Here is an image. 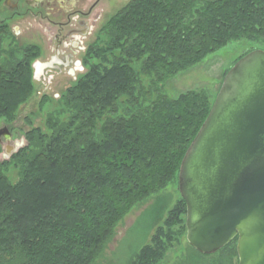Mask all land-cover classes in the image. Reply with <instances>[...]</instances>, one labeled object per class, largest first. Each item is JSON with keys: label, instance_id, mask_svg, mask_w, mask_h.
<instances>
[{"label": "trees", "instance_id": "trees-1", "mask_svg": "<svg viewBox=\"0 0 264 264\" xmlns=\"http://www.w3.org/2000/svg\"><path fill=\"white\" fill-rule=\"evenodd\" d=\"M106 31L65 94L69 119L50 118L51 133L30 130L28 144L0 160V264H92L123 217L178 178L213 105L204 92L172 98L164 83L231 41L264 44V0H131ZM19 51L0 65V118L9 120L33 93L40 55L34 45ZM121 97L128 108L118 115ZM185 222L182 198L129 264H158Z\"/></svg>", "mask_w": 264, "mask_h": 264}, {"label": "rangeland", "instance_id": "rangeland-1", "mask_svg": "<svg viewBox=\"0 0 264 264\" xmlns=\"http://www.w3.org/2000/svg\"><path fill=\"white\" fill-rule=\"evenodd\" d=\"M0 3V16L12 15L7 21L8 31H1L0 65L6 64L14 57L21 56L25 47L34 45L39 47L40 55L32 61L33 93L23 102L14 113L13 119L0 118V128L7 126L12 133L10 145L21 143L16 150L28 144L27 133L40 128L45 133H51L48 126L50 118L67 121L72 112L67 106L65 94L73 86L76 79L88 71L78 70L69 73L72 65H64L61 71L51 66L56 40L54 33L58 27L53 19L65 20V15H33L27 13L25 17L13 15V11L6 4ZM15 1V0H12ZM95 0H82V5L89 8ZM131 0H101L94 9L89 21L91 32L85 38V45L104 41L106 26ZM26 8V6H24ZM72 8H75L74 6ZM52 18V19H51ZM52 29V31H51ZM261 40L241 39L231 41L224 47L206 56L198 64L179 72L164 83V91L172 98L189 91L204 92L211 100L215 99L227 71L237 59L253 49H263ZM65 49V48H64ZM66 49V54L68 53ZM81 57L75 55L73 58ZM63 58V57H61ZM46 64L40 74H37V63ZM139 70L140 65H134ZM128 108L127 97L119 100L118 115H122ZM107 116L98 122V129ZM5 141V140H4ZM6 142V141H5ZM5 147L0 145V160L9 159ZM12 183L19 180L18 168L10 165L6 173ZM182 199L179 191V181L174 177L165 187L150 195L146 200L136 204L117 224L114 234L106 243L102 251L92 264H129L140 249L151 242L157 228L168 218L169 211ZM186 223V222H185ZM237 242L229 248L220 249L211 254L196 251L187 241L186 233H182L171 245L164 258L158 264H238Z\"/></svg>", "mask_w": 264, "mask_h": 264}, {"label": "water", "instance_id": "water-1", "mask_svg": "<svg viewBox=\"0 0 264 264\" xmlns=\"http://www.w3.org/2000/svg\"><path fill=\"white\" fill-rule=\"evenodd\" d=\"M6 142H5V141ZM0 128L9 158L21 143ZM186 239L211 254L237 238L238 264H264V49H253L224 76L178 174Z\"/></svg>", "mask_w": 264, "mask_h": 264}, {"label": "flooded vegetation", "instance_id": "flooded-vegetation-1", "mask_svg": "<svg viewBox=\"0 0 264 264\" xmlns=\"http://www.w3.org/2000/svg\"><path fill=\"white\" fill-rule=\"evenodd\" d=\"M100 1L95 0L87 9L84 4L82 5V0H7L6 4L13 11V15L19 17H25L27 13L43 15L46 11L47 15H65V20L53 19L54 26L58 27V31L54 33L56 45L51 66L56 67L57 71H61L64 65H72L69 68V73L75 74L76 71H82L86 68L85 57L88 54L90 44L86 46L84 39L91 32L92 25H90L89 19ZM73 6L75 8H72ZM13 17L12 15L0 16V25H7L8 19ZM66 49L69 50L67 54ZM75 55L81 57L75 59L73 58ZM45 65L39 62L37 74L41 73L46 67ZM79 78L76 79V82Z\"/></svg>", "mask_w": 264, "mask_h": 264}, {"label": "bare ground", "instance_id": "bare-ground-1", "mask_svg": "<svg viewBox=\"0 0 264 264\" xmlns=\"http://www.w3.org/2000/svg\"><path fill=\"white\" fill-rule=\"evenodd\" d=\"M39 66V63H37V65H36V67H38ZM195 249V248H194Z\"/></svg>", "mask_w": 264, "mask_h": 264}]
</instances>
